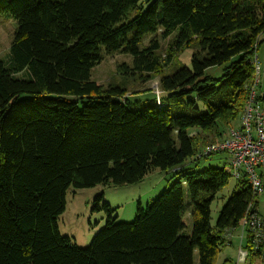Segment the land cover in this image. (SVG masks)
Wrapping results in <instances>:
<instances>
[{"label":"trees","instance_id":"obj_1","mask_svg":"<svg viewBox=\"0 0 264 264\" xmlns=\"http://www.w3.org/2000/svg\"><path fill=\"white\" fill-rule=\"evenodd\" d=\"M0 13L17 23L9 59L0 60V264H194L196 250L200 264H215L229 234L257 211L242 177L211 225L212 202L231 177L225 169L181 171L132 223H117L97 196L93 211L107 223L87 248L58 221L70 188L135 184L208 158L203 149L244 111L264 44V0H0ZM160 30L165 39L177 33L165 59L157 39L139 47ZM193 44L191 69L160 76L162 106L91 80L102 48L131 56L119 72L147 83ZM211 68L222 77L207 75ZM245 239L247 260L264 259V246L255 252Z\"/></svg>","mask_w":264,"mask_h":264},{"label":"rangeland","instance_id":"obj_2","mask_svg":"<svg viewBox=\"0 0 264 264\" xmlns=\"http://www.w3.org/2000/svg\"><path fill=\"white\" fill-rule=\"evenodd\" d=\"M16 29L17 23L12 15L10 13H0V60L3 62H7L9 59ZM176 37L177 33H173L165 39L161 37L160 30L155 35L146 36L139 47L140 49H144L149 45L151 40L157 39L160 42L158 54L165 59L170 51V44L176 41ZM193 45L184 48L175 55L171 64L168 67L163 66L160 74H157L152 81L147 83L138 80L134 76L128 78L119 72V66L122 64L130 67L133 66V58L131 56L121 53L109 55L102 48V61L93 68L91 80L100 83L106 89L110 86H124L126 89L125 97H129V101L131 102L154 99L157 89L162 93L159 80L162 74L172 73L181 66L189 69L192 68L193 54L199 50L198 46ZM257 55L261 65V85L264 93V44L261 45ZM207 75L219 79L223 75V70L222 68H211L207 71ZM165 96L166 94L162 93V97L164 98ZM125 97L122 99H125ZM262 105L264 108V100ZM237 122L232 123V126H239L240 120ZM226 130L227 128H225ZM229 160L230 156L228 154L221 153L199 161L193 162L189 160L182 168H178L177 170L165 172L155 169L135 184L122 186L113 184L109 186L100 185L88 189L70 188L66 193V210L58 221L59 231L63 236L72 238L78 247L87 248L93 238L107 223V216L103 211H93V202L97 196L104 195L105 202L116 210L117 223H132L137 216L138 206L141 205L143 208H146L165 189L180 181L178 174L181 171L199 172L210 168L225 169L231 176L228 184L216 195L211 205V225L216 226L222 208L234 192L237 191L238 181L232 176ZM183 186L186 202L190 204L187 186L186 184H183ZM255 206L258 210L257 213L264 217V193L258 195ZM186 217L187 228L185 234L191 236L193 234V221L190 211ZM241 224L240 229L233 230L234 232L227 237V246L219 253L215 264H264V259L261 256H255L253 259L249 258L248 260L241 258V252L247 250L245 248L246 239L242 237L244 235ZM240 234L241 239L239 238ZM194 264H200L198 250L194 252Z\"/></svg>","mask_w":264,"mask_h":264},{"label":"built area","instance_id":"obj_3","mask_svg":"<svg viewBox=\"0 0 264 264\" xmlns=\"http://www.w3.org/2000/svg\"><path fill=\"white\" fill-rule=\"evenodd\" d=\"M255 67L253 81L248 85V99L241 115L239 126L230 127L223 139L205 147L201 158L225 153L230 156L229 164L235 179L245 177L254 193H264V93L261 83V67L256 56L252 61ZM162 93L157 89V104L161 103ZM243 225V226H242ZM243 238L251 236L253 250L264 246V217L257 211H250L242 220ZM249 250L241 252L247 259ZM240 259V257H239Z\"/></svg>","mask_w":264,"mask_h":264},{"label":"crops","instance_id":"obj_4","mask_svg":"<svg viewBox=\"0 0 264 264\" xmlns=\"http://www.w3.org/2000/svg\"><path fill=\"white\" fill-rule=\"evenodd\" d=\"M260 67H261V65H260ZM261 75H262V71H261ZM263 91V90H262ZM238 123V122H237ZM238 125V124H237ZM258 211V210H257ZM261 215V214H260ZM240 229V228H239ZM239 238L241 239V234H240V236H239ZM231 244H232V242H231Z\"/></svg>","mask_w":264,"mask_h":264}]
</instances>
